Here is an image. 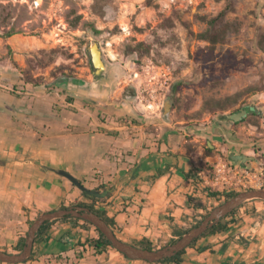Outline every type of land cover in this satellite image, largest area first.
I'll return each instance as SVG.
<instances>
[{"label": "crops", "instance_id": "1", "mask_svg": "<svg viewBox=\"0 0 264 264\" xmlns=\"http://www.w3.org/2000/svg\"><path fill=\"white\" fill-rule=\"evenodd\" d=\"M178 124L147 105L114 99L104 81L32 86L12 72L0 73V252L18 253L20 239L40 215L91 202L60 171L88 189L109 190L96 207L114 219L121 240L168 246L215 206L199 165L200 144L229 152L243 146L234 128L206 125L193 133ZM246 155L233 159L242 162ZM252 209L243 207L226 232L199 240L182 264H264V215L253 217ZM94 236V229L57 223L34 245L33 259L21 264H150L113 250L87 249L78 259L79 244Z\"/></svg>", "mask_w": 264, "mask_h": 264}, {"label": "rangeland", "instance_id": "2", "mask_svg": "<svg viewBox=\"0 0 264 264\" xmlns=\"http://www.w3.org/2000/svg\"><path fill=\"white\" fill-rule=\"evenodd\" d=\"M226 8L225 20L241 22L242 28L230 34L211 58L208 44L191 33L208 28L201 17H215ZM10 32L15 35L6 37ZM262 35L264 0H100L97 7L94 0H0V73L12 72L39 86L54 85L64 78L92 80L95 69L90 48L97 44L107 66L97 81L108 84L114 99L141 108L151 101L155 109L150 111L171 117L193 133L206 125L234 128L241 150L213 147L212 155L207 156L210 146L204 141L200 144L204 159L199 165L211 193L243 192L264 188ZM139 43L143 48L137 47ZM127 89L134 90L135 96L125 98ZM247 89L254 91L234 107L254 109L243 123L224 120L219 112L203 111L206 100ZM186 146L194 151L193 144ZM236 154L248 159L236 161ZM225 197H216L213 209ZM251 206L253 217L264 215L263 200L248 201L244 208ZM213 209H205L191 226Z\"/></svg>", "mask_w": 264, "mask_h": 264}, {"label": "trees", "instance_id": "3", "mask_svg": "<svg viewBox=\"0 0 264 264\" xmlns=\"http://www.w3.org/2000/svg\"><path fill=\"white\" fill-rule=\"evenodd\" d=\"M95 1V7H97L100 3V0H94ZM229 8H226L225 10H223L222 12H220L217 16L215 17H211V18H207V17H201V21L207 23L208 28L201 33L198 34H194L191 33L197 40L205 42L208 44L207 46V50H208V55L212 58L215 51L217 50V48L219 46H223L227 43L228 37L230 34L232 33H238L241 28H242V23L238 22V21H234V22H229L226 21L225 18L228 14ZM77 25V22L74 24V26ZM14 34V32H10L7 34L6 37H12ZM144 44L143 43H139L137 45L138 48H143ZM259 47L264 51V35L261 36L260 40H259ZM207 57V54L205 55V58ZM26 84H30L32 86H39V84L37 82H31L29 80H25ZM254 90L251 89H247L245 91L236 93L232 96H226L224 98H219V99H215V98H210L208 100H206L204 102V106H203V111H212V112H219L222 113V117L225 116V113H227L228 111H233V114L239 113L241 112L243 109L239 110V109H234V107L239 103L240 99L250 93L253 92ZM131 94V95H130ZM135 96V91L132 90L130 92V89H127L124 93V97L128 98V97H134ZM250 110L248 111L249 114ZM256 115V114H254ZM245 120H241L240 123H243ZM239 124V123H237ZM207 152V156H211L213 153V149L211 147H208L206 149ZM106 189L105 186L96 189L97 191H104ZM252 188H249L247 190H250ZM226 194L225 200L224 202L234 198L236 195H238L240 193V191H231L226 193L225 191L223 192ZM223 193H221L220 191L214 192L212 193L213 197H218L221 196ZM83 195L86 198H89L91 200L90 203H86V202H74L72 204H70L68 207L64 206L63 208H73V207H83V208H87L89 209L91 212L95 213L96 215H98L102 220H104L108 226H110L112 228L113 231H115V221L113 218H111L107 211L105 210H101L99 208L96 207V203L97 202H101L106 200L109 196H106L104 198H97L94 196H90L86 193H83ZM252 201H262V200H252ZM223 204V202L219 203V205ZM218 205V206H219ZM246 205L243 204L242 206H240L239 208L235 209L232 213H230L229 215H227L224 219H222L217 225H215L212 229L208 230L206 233H204L199 239H197L196 241H194L192 243V245L189 248L194 247L199 240H201L202 238H205L209 235H215V234H221L226 232L233 224H236L237 221L235 220V217L237 216L238 212ZM207 217V216H206ZM206 217H204L203 219H205ZM203 221V220H202ZM202 221H200L198 224L191 226L190 228L179 232L178 233V237L181 238L183 235H185L186 233H188L191 229H193L194 227H196L197 225H199ZM34 221L30 222V226L33 224ZM71 224L73 228L79 230H92L94 229L96 232V236L94 237H90L88 238L84 243H80L79 246L81 248H83V251L78 252L76 255V257L78 259H81L83 257V253L84 251H86L87 249H92L94 250L97 254H103L109 250H113L116 251L110 244V242L107 240V238L91 223L79 219V218H73V217H66L64 219L61 220H57L51 223H48L46 225H44L36 240H35V244L41 243L45 237L48 235L49 231L52 229V227L57 224ZM27 235L26 234L25 237L21 238L19 241V244L16 246L15 251L16 252H21L23 250V248L25 247V243H26V239H27ZM178 238V239H179ZM177 242V240H172L168 245H173ZM133 246L140 248V249H146V250H158V248L154 247L149 241L147 240H142L140 243L137 244H132ZM188 248V249H189ZM184 250L183 252H181L178 256L170 258V259H166V260H162L159 261L155 264H165V263H174V264H182L183 263V256L187 253V250ZM117 252V251H116ZM121 254V253H120ZM123 255V254H121ZM124 256V255H123ZM125 257V256H124ZM126 258V257H125ZM33 259V255L31 256V258L28 260H32ZM147 263V262H146Z\"/></svg>", "mask_w": 264, "mask_h": 264}, {"label": "water", "instance_id": "4", "mask_svg": "<svg viewBox=\"0 0 264 264\" xmlns=\"http://www.w3.org/2000/svg\"><path fill=\"white\" fill-rule=\"evenodd\" d=\"M90 56L92 66L97 71V74L101 76L107 70V66L103 61L102 52L97 44H94L90 48ZM63 81L68 82L71 81V79L64 78ZM250 110L254 109L251 108ZM247 115L248 111L243 109L239 113L225 115L223 116V119L231 121L233 123H238ZM59 174L70 180L83 193H86L90 196L104 198L109 193V190H104L101 192L88 189L84 184H82L81 181H79L76 177L68 172L60 171ZM257 199L264 201V188H254L240 192L234 198L224 202L220 206L213 209L212 212L199 225L179 238L175 244L168 245L158 250L140 249L121 240L104 220H102L98 215L91 212L87 208L73 207L60 209L40 215L29 228L25 247L23 248V250L15 254L0 252V263L21 264L27 262L32 256L35 240L44 225L64 219L66 217H73L85 220L94 225L107 238L111 246L118 253L123 254L127 259L155 264L159 261L178 256L181 252L188 249L194 241L199 239L208 230L212 229L235 209L239 208L248 201Z\"/></svg>", "mask_w": 264, "mask_h": 264}, {"label": "flooded vegetation", "instance_id": "5", "mask_svg": "<svg viewBox=\"0 0 264 264\" xmlns=\"http://www.w3.org/2000/svg\"><path fill=\"white\" fill-rule=\"evenodd\" d=\"M102 58H103V55H102ZM103 61H104V60H103ZM104 63H105V62H104ZM93 74H94V79H95V80L99 79V75L97 74V71H96V70L94 71ZM245 110L249 111L250 108H247V109H245Z\"/></svg>", "mask_w": 264, "mask_h": 264}, {"label": "built area", "instance_id": "6", "mask_svg": "<svg viewBox=\"0 0 264 264\" xmlns=\"http://www.w3.org/2000/svg\"><path fill=\"white\" fill-rule=\"evenodd\" d=\"M146 105L148 106L149 110L155 109V104H153L151 101H149Z\"/></svg>", "mask_w": 264, "mask_h": 264}]
</instances>
